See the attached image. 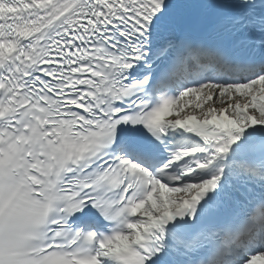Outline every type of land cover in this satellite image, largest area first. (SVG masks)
<instances>
[{
  "label": "snow or ice",
  "instance_id": "1",
  "mask_svg": "<svg viewBox=\"0 0 264 264\" xmlns=\"http://www.w3.org/2000/svg\"><path fill=\"white\" fill-rule=\"evenodd\" d=\"M0 264H264V0H0Z\"/></svg>",
  "mask_w": 264,
  "mask_h": 264
}]
</instances>
